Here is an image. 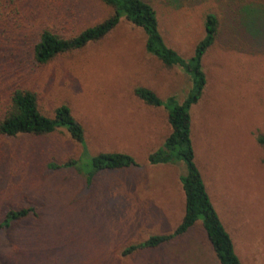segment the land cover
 Listing matches in <instances>:
<instances>
[{
	"label": "rangeland",
	"instance_id": "1",
	"mask_svg": "<svg viewBox=\"0 0 264 264\" xmlns=\"http://www.w3.org/2000/svg\"><path fill=\"white\" fill-rule=\"evenodd\" d=\"M146 1L158 11L166 43L186 59L205 36L207 14L219 19L217 44L203 62L208 86L192 110L196 163L242 263L264 264V159L255 149L264 132V0ZM105 15L96 0H23L0 15V102L4 89L19 85L37 92L47 115L67 105L90 155L125 153L138 164L88 185L73 169L48 168L82 158L83 147L67 131L0 135V221L10 209H38L0 232V264H219L201 221L173 245L123 255L153 235L173 233L186 211L184 161H148L171 133L168 111L146 105L135 90L182 102L192 79L149 54L145 33L127 21L82 51L48 65L33 61L42 29L70 36Z\"/></svg>",
	"mask_w": 264,
	"mask_h": 264
},
{
	"label": "trees",
	"instance_id": "2",
	"mask_svg": "<svg viewBox=\"0 0 264 264\" xmlns=\"http://www.w3.org/2000/svg\"><path fill=\"white\" fill-rule=\"evenodd\" d=\"M23 0H0V15L16 11ZM106 9L101 21L90 22L79 33L65 36L61 32L44 28L40 31L33 49V61L39 65H48L62 54L82 51L90 44L98 43L115 31L122 21H127L146 35V51L156 57L167 68L179 67L187 74L193 87L187 97L180 102L172 98L165 103L151 89L138 87L135 95L139 100L153 108H165L168 111V123L171 133L163 146L148 157L151 165L173 164L183 160L187 174L181 177L182 188L186 197V211L180 225L171 234L153 235L145 242L126 249L124 256L138 250H157L163 246L173 245L176 240L186 237L195 230L197 223L202 222V230L212 248L219 264H243L235 249L232 235L226 229L217 213L208 192L203 174L196 163L193 142L192 110L204 96L208 86L207 74L203 62L207 53L217 44L219 37V19L209 13L205 19V36L197 44L192 57L186 59L165 41L160 30L158 11L146 0H96ZM65 130L70 138L83 147L79 160H69L58 164L51 162L50 170L73 169L83 176L91 185L102 173L121 171L137 167L135 159L125 153L104 152L92 156L88 152L85 130L75 118L67 105L54 109L53 115L45 114L40 106L37 92L12 86L4 89V100L0 102V135L7 138L30 136L43 138ZM258 143L264 148V135L257 136ZM84 155L91 156L88 169L80 167ZM87 156V157H89ZM38 215L36 207L10 209L2 221L0 232L23 221L30 216ZM196 227V228H195ZM195 228V229H194Z\"/></svg>",
	"mask_w": 264,
	"mask_h": 264
},
{
	"label": "crops",
	"instance_id": "3",
	"mask_svg": "<svg viewBox=\"0 0 264 264\" xmlns=\"http://www.w3.org/2000/svg\"><path fill=\"white\" fill-rule=\"evenodd\" d=\"M262 128L264 129L263 126H262ZM260 134L264 135V132L257 134V135H256V139H257V136L260 135ZM193 137L195 138V134H194V123H193ZM255 149H258L259 151H261V158L264 159V148L258 143V141L255 142ZM202 170H203V167H202ZM203 174H204V176H205V178H206V175H205L204 171H203ZM206 180H207V179H206ZM207 182H208V181H207ZM207 185H208V187H209V184H208V183H207ZM209 189H210V187H209ZM210 192H211V190H210ZM210 195L212 196L214 202L216 203V199H214L213 194L211 193ZM216 205H217V208H218V209L220 210V212H221V209L219 208L218 203H216ZM221 214H222V212H221ZM222 216H223V214H222ZM223 217H224V216H223ZM227 230H228V229H227ZM230 233H231V232H230ZM234 242H236V241H234Z\"/></svg>",
	"mask_w": 264,
	"mask_h": 264
}]
</instances>
